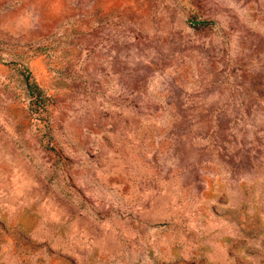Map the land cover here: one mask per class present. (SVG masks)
Here are the masks:
<instances>
[{"label": "rangeland", "instance_id": "374dc122", "mask_svg": "<svg viewBox=\"0 0 264 264\" xmlns=\"http://www.w3.org/2000/svg\"><path fill=\"white\" fill-rule=\"evenodd\" d=\"M0 264H264V0H0Z\"/></svg>", "mask_w": 264, "mask_h": 264}]
</instances>
